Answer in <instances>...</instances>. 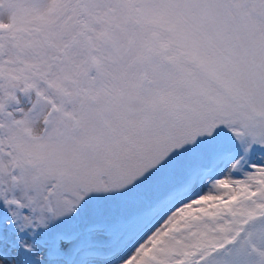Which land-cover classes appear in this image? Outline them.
I'll use <instances>...</instances> for the list:
<instances>
[{"label": "snow or ice", "instance_id": "obj_1", "mask_svg": "<svg viewBox=\"0 0 264 264\" xmlns=\"http://www.w3.org/2000/svg\"><path fill=\"white\" fill-rule=\"evenodd\" d=\"M0 264H264V0H0Z\"/></svg>", "mask_w": 264, "mask_h": 264}]
</instances>
